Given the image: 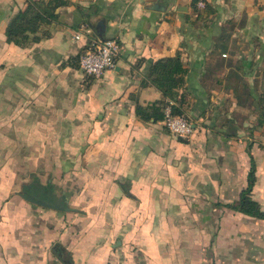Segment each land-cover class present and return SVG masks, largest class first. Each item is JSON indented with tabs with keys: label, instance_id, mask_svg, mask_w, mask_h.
Listing matches in <instances>:
<instances>
[{
	"label": "crops",
	"instance_id": "1",
	"mask_svg": "<svg viewBox=\"0 0 264 264\" xmlns=\"http://www.w3.org/2000/svg\"><path fill=\"white\" fill-rule=\"evenodd\" d=\"M29 1L0 0V132L14 137L22 131L18 136L32 137L31 131L47 130L50 121L56 130L71 131L70 136L123 137L128 162L140 140L154 133L135 111L137 104L147 106L162 98L155 86L145 84L150 68L156 60L179 53L187 74L177 98L183 113L200 124L190 141H174L180 156L169 169L168 184L175 193H148L144 200L198 201L188 189L201 182L189 169L208 160L216 144L211 138L226 137L211 132L212 120L233 116L250 103L241 91L253 89L257 53L249 30L241 26L256 23L260 0H69L37 32L39 41L20 46L7 40L6 30ZM79 32L83 36L77 39ZM107 38L120 45L115 67L97 79L85 78L75 62L92 39ZM134 168L142 176L147 169L141 164ZM256 187L254 198L264 211ZM26 210L0 211V264H115L120 259V251L97 250L101 230L80 227L70 212ZM107 237L112 247L111 233ZM123 264H264V219L231 208L211 213L125 209Z\"/></svg>",
	"mask_w": 264,
	"mask_h": 264
},
{
	"label": "rangeland",
	"instance_id": "2",
	"mask_svg": "<svg viewBox=\"0 0 264 264\" xmlns=\"http://www.w3.org/2000/svg\"><path fill=\"white\" fill-rule=\"evenodd\" d=\"M256 8L258 15L256 23L241 26L249 30L248 33L252 36L250 42L257 53V62L255 61L257 73L254 75L255 83L252 84L254 90L246 88L241 91L244 100L249 95V105L240 107L233 116L226 115L212 120L215 126L210 127L211 132L215 130L218 135L226 137L211 138L216 144L211 147L208 160L206 162L201 160L203 165L197 164L195 168L189 169L192 170V174L197 175L198 183L201 182V184L189 185L188 189L190 194L198 195V201L144 200L148 193L160 196L175 193L173 186L168 184L172 176L169 169L174 168L180 156L175 153L177 146L174 141H190L196 124H200L198 119L195 120L193 116L183 113L182 115L192 124L193 130L189 136H175L163 121L157 122L156 125L145 122V128L154 133L149 137L144 136V141L140 140L136 152L128 158V162L123 155V137L101 139L70 136L71 131L56 130V123L50 121L47 130L31 131L32 137L18 136L23 133L22 131L16 132L14 137H7L5 136L7 132L1 131L0 211L6 209L30 211L40 208L58 210L65 215L70 212L69 218L71 221L78 220L80 227L101 230V238L96 242V249L106 247L115 253L120 251V259L118 258L115 264H123V210L185 208L201 209L211 213L230 209L226 205L235 203L239 199L240 192L247 187V175L251 166L249 146L256 157L255 184L257 183L258 187L255 196L264 201V0H260ZM74 65L85 78L97 79L86 76L77 61ZM178 93L177 91V97H179ZM177 97L170 99L166 105L177 104ZM204 114L206 119L208 114ZM201 123L208 125L206 122ZM161 135H166L164 137L170 141H165ZM221 141L224 142L222 145L219 144ZM159 142L161 143L158 144ZM102 143L104 145L100 146ZM138 164L147 168H145L146 172L143 171V176L141 171L136 172L134 168ZM158 165L160 166L157 172ZM151 180L158 184L155 183L156 186L148 184ZM220 180L222 185L214 184ZM36 182H40L43 186L49 183L55 185L51 194L46 193L44 195L46 197H42L47 201L53 199L58 201L54 204L46 202L48 205L43 207L24 199L21 193H30L39 198V193H34V191L38 192L34 188ZM180 188L187 189V186ZM254 193L255 186L253 197ZM218 195L223 198L218 201L211 200ZM69 225L63 223L61 226ZM108 233H111L112 247L106 240ZM119 241L121 244L113 245ZM131 248L135 249L134 246Z\"/></svg>",
	"mask_w": 264,
	"mask_h": 264
},
{
	"label": "trees",
	"instance_id": "3",
	"mask_svg": "<svg viewBox=\"0 0 264 264\" xmlns=\"http://www.w3.org/2000/svg\"><path fill=\"white\" fill-rule=\"evenodd\" d=\"M69 0H31L24 10L19 11L9 22L6 30L7 40L17 45L23 46L28 42L39 41L40 36L37 32L45 25L51 24L57 17V9L67 5ZM197 0H195V4ZM205 7V6H204ZM203 8V7H202ZM32 35V36H31ZM187 68L185 67L181 55L178 53L172 57H164L156 60L151 68L148 79L145 84L155 86L161 93L162 98L154 101L150 105L143 106L137 104L135 111L137 116L145 122H159L164 120V107L170 99L176 98V92L185 83ZM173 105L174 113L183 114L179 101ZM248 154L251 160V166L247 175V187L240 192L239 199L235 203L226 206L245 213L250 216L264 219V211L260 203L253 197V188L256 182V162L249 146ZM55 185L49 183L43 186L40 182L34 185L35 190L39 193L36 199H43L50 204L58 200L47 201L43 198L46 193H52ZM46 197V196H44ZM43 207L47 205L39 204Z\"/></svg>",
	"mask_w": 264,
	"mask_h": 264
},
{
	"label": "built area",
	"instance_id": "4",
	"mask_svg": "<svg viewBox=\"0 0 264 264\" xmlns=\"http://www.w3.org/2000/svg\"><path fill=\"white\" fill-rule=\"evenodd\" d=\"M199 7H204L203 1L198 2ZM82 32L76 35L79 39ZM120 51V45L114 38L92 39L79 57V66L82 72L89 77L99 78L105 71L113 69L116 65V58ZM173 103L164 108V124L177 137H187L193 128L189 120L182 114L173 112Z\"/></svg>",
	"mask_w": 264,
	"mask_h": 264
},
{
	"label": "water",
	"instance_id": "5",
	"mask_svg": "<svg viewBox=\"0 0 264 264\" xmlns=\"http://www.w3.org/2000/svg\"><path fill=\"white\" fill-rule=\"evenodd\" d=\"M21 196H22L24 199H26V200H28V201H30V202L37 203V204L48 205L46 202H44V201H42V200H40V199H36V198H35L33 195H31L30 193H25V194L21 193Z\"/></svg>",
	"mask_w": 264,
	"mask_h": 264
}]
</instances>
